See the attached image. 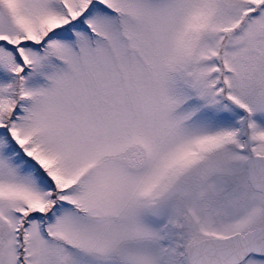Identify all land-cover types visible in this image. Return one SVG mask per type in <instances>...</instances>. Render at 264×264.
Masks as SVG:
<instances>
[{
  "label": "snow or ice",
  "instance_id": "1",
  "mask_svg": "<svg viewBox=\"0 0 264 264\" xmlns=\"http://www.w3.org/2000/svg\"><path fill=\"white\" fill-rule=\"evenodd\" d=\"M0 264H264V0H0Z\"/></svg>",
  "mask_w": 264,
  "mask_h": 264
}]
</instances>
